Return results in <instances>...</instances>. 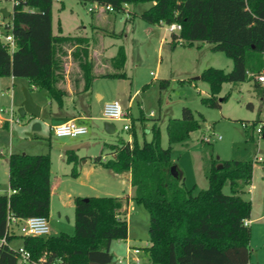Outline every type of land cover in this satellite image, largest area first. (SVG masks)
Listing matches in <instances>:
<instances>
[{
  "label": "trees",
  "instance_id": "16d2710c",
  "mask_svg": "<svg viewBox=\"0 0 264 264\" xmlns=\"http://www.w3.org/2000/svg\"><path fill=\"white\" fill-rule=\"evenodd\" d=\"M15 1L6 17L7 23L0 24V28L10 30L15 45L11 51L0 41V77L26 78L31 87L44 90L61 106L67 94L60 85L64 80L63 57L69 48L81 71L82 90H88L96 76L88 57L89 39L62 34L60 20L57 32H53V0ZM80 1L110 5L115 12L122 11L124 4L149 3L138 13L142 20L149 24L180 25L178 32H171V47L187 46L199 40L211 44L213 51L223 52L232 60L231 70L209 66L197 78L208 85V94L200 98L205 106L220 108L230 94L227 92L219 98L224 83L244 81L248 72L256 74L264 68V0ZM125 63L126 52L120 45L112 57L114 71L100 76L125 78ZM167 84V80L159 83L160 87ZM131 120L132 140L114 146L116 150L111 159L101 161L97 155L93 160L114 172L130 171L133 200L148 214L149 245L145 251L149 261L153 264H247L251 255V229L246 221L250 218L251 201L242 193L251 181L253 161L212 157L206 174L207 187L195 192L194 186L184 185L171 152L173 144L187 140L191 132L200 128L204 116L183 107L180 118L167 121L165 147L161 142L159 117L151 119L150 138H146L143 129L140 142L134 122L144 124L145 117L140 115ZM257 123V120L251 122L252 129ZM263 132L264 122L258 135L262 136ZM66 160L72 163L71 176L76 177L79 158L69 151ZM173 164L177 176L171 173ZM50 165L48 152H12L8 156L11 192L0 194V236L4 235L10 216H49ZM226 183L229 193L223 191ZM126 202L127 197L75 196L71 234L61 231L39 237L21 236L22 245L33 260L40 259L42 264H109L113 260L109 250L111 242L127 238L128 223L123 209ZM0 264H19L18 254L2 248Z\"/></svg>",
  "mask_w": 264,
  "mask_h": 264
},
{
  "label": "rangeland",
  "instance_id": "374dc122",
  "mask_svg": "<svg viewBox=\"0 0 264 264\" xmlns=\"http://www.w3.org/2000/svg\"><path fill=\"white\" fill-rule=\"evenodd\" d=\"M63 1V3H62ZM53 0L52 6V23L53 29L56 32L57 21L60 20L63 28L62 34L65 35H81L89 39L88 57L93 63V72L95 75L92 87L94 92L103 93V98L97 100L95 93L91 95V111L93 115L103 116L102 110L106 101L118 99L123 107L126 103V95L133 93L137 88L142 91L141 95L137 96V101L142 100L143 113L145 114V123L154 118L159 117V125L162 134V145L167 146L166 122L170 118H180L182 108L189 107L195 115L201 113L204 120L200 121V128L191 132L190 137L184 142L173 145L172 156L174 163L183 171L184 185L191 187L193 185V172L196 174V181L200 188H206L207 182L204 178V169L209 166L211 158L220 159H251L253 161L252 177L248 184L254 185V192L251 193L246 189L242 196L251 201V213L249 226L251 229L250 238V264H264V217L263 213V196H264V162L257 160L258 156L264 158V139L256 133V128L262 124L264 119V99L258 96L257 90L249 87L250 82L246 80L242 84V92L235 89L234 83H224L223 89L218 94L222 98L229 92L227 100L223 101L220 108H212L203 105L200 102L202 96L208 93L207 84L199 79L194 80L191 69L194 65L200 67H222L227 65L225 59L228 57L221 51H213L210 49L211 44L204 42L199 49L197 47L190 48L186 45L179 46L172 53L171 57L162 50V55L158 54V44L151 39L152 36L148 28L150 25L142 20L138 13L146 9L149 3H139L136 5H127L122 11H108L106 9L98 11H89L88 7L92 3H84L80 0ZM63 5V8L61 7ZM7 8L11 10V0H0V9ZM95 12H101L102 19L98 21ZM134 12L136 15L133 14ZM133 17L132 21H127ZM127 20H125V19ZM7 18H1L0 23H6ZM85 26V27H83ZM157 33L163 32V29L156 28ZM168 39H170V31H166ZM122 45L125 49L127 61L124 66L125 79H112L101 77L100 75L108 72H113L112 57L116 53L117 48ZM170 49V44L167 45ZM162 60L161 67H157V63ZM229 60V59H228ZM64 75H67L71 82V89L75 90L82 87L83 82L80 77L81 71L77 62L71 57L70 49L67 48V55L63 57ZM171 67V68H170ZM152 71L155 76L149 74ZM172 71V72H171ZM65 77V76H64ZM168 84L165 87H160L161 80H166ZM7 80V79H1ZM0 80V107L1 105L13 106V115L18 116V107L24 99L25 91H28L26 86L29 84L26 78L16 80V85L8 91ZM193 80V81H192ZM67 79L64 78L60 83L66 88ZM261 86V85H260ZM5 89V92L4 90ZM253 103V108L247 106V102ZM141 104V102H140ZM136 103L131 108L132 114L137 115ZM153 111L154 116H149ZM127 112V111H126ZM127 115L129 113L127 112ZM8 116V113H7ZM15 118V117H14ZM253 120L258 123L252 129L250 126ZM67 121V120H66ZM102 118L96 121L87 123L88 132L80 137H63L64 140H69L75 144L90 141L89 153L100 154V148L103 154L109 155L112 151L113 155L121 141L128 138L132 140L131 128L124 130L122 125L124 121H113L117 127L115 134H107L103 128ZM141 124L140 128L136 124L135 129L138 134L139 142L143 129L148 130V125ZM243 123H246L245 127ZM130 124L132 120L130 119ZM253 130V132H252ZM48 127L43 126L42 135H48ZM206 136L207 141H203L202 137ZM220 136V138L218 137ZM55 137L51 140L55 143ZM39 140V138L37 137ZM48 142L47 138L42 139ZM113 143V144H104ZM38 144L39 143L38 141ZM43 144V143H42ZM47 144V143H46ZM98 146V147H97ZM116 148V147H115ZM6 150V148L3 147ZM43 149V148H42ZM5 156H0V162L5 161ZM100 172H107L109 169H99ZM98 173V172H97ZM96 175V172L94 173ZM102 174L98 173L97 177ZM65 182L62 183V189L65 193H81L78 192L77 182L71 176H66ZM0 180L4 184L5 176L3 167L0 166ZM71 180V181H69ZM3 188V185H2ZM196 189V188H195ZM85 191V190H84ZM197 191V190H194ZM223 191L229 193V187L226 183L223 186ZM84 193V192H82ZM64 195V194H63ZM85 195H98V192L87 190ZM62 197V198H61ZM53 196L50 207V215L48 217L50 231L52 234H57L61 231L73 232V214L72 206H66L64 196ZM127 213V212H126ZM259 217V218H257ZM257 218V219H256ZM128 220L130 226L131 237L135 238L133 244L136 246L143 245V241L148 237V214L144 207L135 204L128 211ZM130 248V253H129ZM111 251L114 253V258H121L122 263L130 260L131 264H135L131 259L134 256L133 247H126L125 243L113 241ZM138 255L139 264H153L147 259L144 249ZM130 254V255H129ZM127 257V258H126Z\"/></svg>",
  "mask_w": 264,
  "mask_h": 264
},
{
  "label": "crops",
  "instance_id": "0c3cea01",
  "mask_svg": "<svg viewBox=\"0 0 264 264\" xmlns=\"http://www.w3.org/2000/svg\"><path fill=\"white\" fill-rule=\"evenodd\" d=\"M60 1H62V0H60ZM62 3H63V1H62ZM92 5H93V3H92ZM5 9L10 12V10H8L7 8H5ZM95 14H96L95 16L98 17L97 20L101 21V19H102L101 12H95ZM132 20H133V18H130L127 21H132ZM149 25H150V27L148 28V30L151 33V35H150V36H152L151 39H153L154 41L157 42L158 54H160V56L162 55L161 54L162 50H166V52L171 57L172 53L175 51L176 48H178L179 46H183L182 44H177V45H175V47H171V44H170L171 37H170V39H168V36L166 34V31H168V30L166 29L164 23L149 24ZM56 27H57V25H56ZM83 27H85V26H83ZM156 28H158L159 30L163 29V32H160V34H158ZM52 30L54 33L57 32V30L55 32L53 29V23H52ZM62 32H63V28H62ZM170 36H171V34H170ZM203 43H204V41L197 40V41H194L191 45H187V47H190V48L197 47V49H199V47H201V45ZM168 44H170V47L172 48V49H170V51H169V48L167 46ZM210 49H211V46H210ZM113 56H108V57L111 58ZM228 59L224 60L225 63L227 64V65H225L226 66L225 68H228L227 71L231 70L232 65H233L232 60L230 58H228ZM126 61H127V56H126ZM161 64H162V60H160V62L157 63V67H161ZM212 67H214V66H212ZM204 68H206V67H202V66L200 67V65L199 66L194 65V67L190 71L191 74H193V78L197 79ZM216 68L223 69L220 66L216 67ZM223 70H225V69H223ZM149 74H151L153 76L156 75L152 71H150ZM64 76H65L64 78L67 79L66 88L64 87L67 94L65 96H63L61 106H59L56 103V101L50 99L44 90L37 89L36 87H31L29 84L26 86V88L28 89L29 93L31 94L34 102L37 103L41 107V114H40L39 118H35L29 114H25L23 116V118H20V122H16L15 119L17 116L13 115L14 109H13L11 102L9 103L8 106L6 104L1 105V107H0V156H2V157L5 156L6 159L3 162V165H2V162H0V166L3 167L4 176H5L4 184H2V182L0 180V194H9L11 192V190L9 188V184H8V156L12 152H23V153H29V154L47 153L48 152L50 154V158H51V165H50V182H51V184H50V207H51V201L53 199V196L57 195V196L61 197V196L65 195L64 198L66 199V201H65L67 203L66 206H72L74 209L73 198L75 196H81V197L90 196V195H85V192H87V190H93L94 192H98V195H94V196H104L105 195V196L127 197V202H126V205L123 207V209H125V211L127 212L126 217L128 218V211L136 204L133 200L134 187L130 183V171L127 170V171H123V172H114V171L109 169L111 171L110 174H107V172H100L101 170H99V169H101V168L107 169V168L103 167L102 164H100V163L94 162V160H93V158L97 155L101 156V161H106L108 159H111L113 157L112 151L108 150L109 155L107 156V155L103 154V151L100 148V154L94 155V153H89L90 151L88 148L91 144L90 141L86 140L83 142V140H82L79 144H75L74 142H71L68 139L64 140L63 137H56L52 134L51 127L58 124V123L64 122L66 120H74L78 123H81V124H84L87 126L88 122L96 121L99 118H102V120H103V122H102L103 128H104L105 122H111L112 123V126H107V129L110 132H107L104 128L105 133L115 134L117 132V127L113 121L106 120L103 118V116L100 117L97 115H93V113L91 111V95L93 93H95L97 100L98 99L101 100L103 98V93L94 92L92 84H91V87L86 91H83L82 87H81V88H79L73 92L71 89V82H70L69 77L67 75H64ZM96 76H98V75H96ZM125 78H112V79H125ZM1 79H7V80L4 81ZM17 79H19V78H14L13 76L0 77L1 83L4 84L5 88H7L6 91H8L9 86L11 88H13L16 85ZM164 79L167 80L168 77H164ZM246 80H248L250 82L251 86H249V87H253L255 90H257L258 96H260V98L264 99V87L260 86L256 82V80L254 79L253 73L248 72V78ZM246 80L234 83V85L236 87H234V88L231 87V89H235L238 92H242V90H241L242 84L241 83H245ZM93 81H94V79H93ZM93 81H92V83H93ZM222 89H223V85H222ZM2 90H4V92H5V89H2ZM205 92L208 93V85H207V90ZM141 94H142V91L137 88L133 93H131L129 91V93L126 95L127 97H126L125 107H123V106L122 107L124 108L125 111H127L129 113V115H128L129 120L133 119V118H138L140 115H143L145 117V114L143 113L144 109H143V105H142V100L137 101V99H136L137 96L141 95ZM115 100H118V99H115ZM106 102H108V101H106ZM140 102H141V104H140ZM135 103H136V107H137L136 108L137 115L134 116L132 114L131 108L135 105ZM21 104H22V102L20 103L19 106H21ZM247 106L249 108H253V103L251 101H248ZM7 113H8V116H7ZM149 116H154L153 111L150 112ZM261 120H262V122H264V119H261ZM36 122L39 123V128L37 125L34 126V124ZM136 124H138V126L140 128L141 122L138 120H135L134 125L136 126ZM145 124L148 125L147 127H149V125H151V121H149ZM166 124H167V122H166ZM43 126L48 127V129H49L47 136L41 134ZM138 126H137L136 131L138 130ZM165 128H166V125H165ZM52 136L55 137L54 138L56 141L55 143H53V141L51 140ZM145 136L147 139L150 138V134L148 133V130H146ZM37 137L39 138V140L37 139ZM78 137H80V136H78ZM189 137H190V135H189ZM218 137L220 138V136H218ZM44 138H47L48 142H44V140H42ZM73 138H75V137H73ZM202 139H203V141L208 140V138L206 136H203ZM127 140L131 141L130 138H128ZM38 141L41 144H38ZM161 142H162V134H161ZM182 142H184V141H182ZM178 143H180V142H178ZM178 143H175V144H178ZM104 144H113V143H104ZM173 145H172V149H173ZM3 147L6 148V150L3 149ZM69 151L74 152L76 154V156L79 158L77 165H76V168L78 171V175L76 177L71 176L70 172H71V168H72V163H68L66 160V155H67V152H69ZM171 156H172V152H171ZM257 160L260 162H264V158L262 156H258ZM172 161L174 162L173 159H172ZM179 170L183 174V171L181 169H179ZM207 170H208V166L204 169L203 175H204L205 181L208 184L207 177H206ZM263 171H264V167H263ZM95 172H96V175H94ZM97 172L102 174V175L97 177V175H98ZM66 176H71L75 179V182L78 183L76 188L79 189L78 192H81V193H73V192H76L75 190L72 193L71 192L65 193V191L61 190L62 189V183L65 182V179H67V178H65ZM193 176L194 177L192 180L194 183L192 186H194V190L198 191L202 188H200V186H198V183H197L196 178H195L196 177L195 172H193ZM69 181H71V180H69ZM2 185H3V188H2ZM191 187H187V188H191ZM246 189L249 191V193H251L250 198H252V192H254L253 191L254 185H250L249 187H248V185H246L244 187L243 191L245 192ZM82 192H84V193H82ZM263 208H264V196H263ZM49 215H50V210H49ZM261 216H263V213ZM48 217H47V219H48ZM257 218H259V217H257ZM252 220H255V219H248L247 223L249 224L250 221H252ZM127 223H128V220H127ZM73 228H74V214H73ZM9 236H11V239L9 240L10 247L16 248V247L22 246V238H21V235L18 233L16 226L12 227L11 234ZM134 240H135V238L131 237L130 226L128 223L127 238L118 239L116 241L125 243L126 247H133L132 251H133L134 256L129 258V259H131L135 264H139L138 255L141 253L140 248L144 249V252L147 255V253L145 251V247L149 245V241H148V237H146L143 241V245L136 246L133 244ZM113 241H115V240H113ZM112 242H111V244H112ZM110 248H111V245H110ZM135 249H138L139 251L135 252L134 251ZM109 250H110V253L113 255V260L109 264H121L122 263L121 258H119L117 260L116 258H114L115 255L111 251V249H109ZM129 253H130V248H129ZM147 259H148V256H147ZM148 261H149V259H148ZM126 264H131L130 260L129 261L127 260ZM247 264H250V263L248 262Z\"/></svg>",
  "mask_w": 264,
  "mask_h": 264
},
{
  "label": "built area",
  "instance_id": "2783aa9c",
  "mask_svg": "<svg viewBox=\"0 0 264 264\" xmlns=\"http://www.w3.org/2000/svg\"><path fill=\"white\" fill-rule=\"evenodd\" d=\"M12 1V6L16 2ZM124 7L127 4L123 5ZM106 9L108 11H114V9L110 5H99L97 3H93L92 6L88 7L89 11H97ZM1 10V9H0ZM12 12V8L10 13ZM3 19L2 13L0 11V19ZM7 23V22H6ZM6 23H0L2 26ZM165 27L170 32H178L180 30V25L177 23L165 24ZM0 41L9 46L10 50H14V40L13 36L10 33V30H5L3 27L0 28ZM181 42V40L179 41ZM262 59L264 61V51L262 52ZM254 79L258 82L262 87H264V68L256 74H253ZM103 118L109 121H124L122 128L124 130H129L131 124L128 119L127 112L122 107L121 103L118 100H112L106 102L103 106L102 110ZM16 122H20V117L17 116L15 119ZM52 134L56 137H78L85 135L88 132V128L86 125L78 123L74 120H67L61 123H58L51 127ZM256 132L259 134L261 132V125L256 128ZM263 217H264V208H263ZM247 223V221H246ZM13 226L17 227L18 233L21 236H47L51 233L50 225L47 217L45 216H29L25 218H17L10 216L7 220V226L5 229V233L3 236H0V250L4 247L12 249L14 252L18 254L19 264H42L41 260H33L31 257V253L24 248V246H19L16 248H12L9 245L8 236L11 234V229ZM138 252V249L134 250Z\"/></svg>",
  "mask_w": 264,
  "mask_h": 264
},
{
  "label": "water",
  "instance_id": "95a60500",
  "mask_svg": "<svg viewBox=\"0 0 264 264\" xmlns=\"http://www.w3.org/2000/svg\"><path fill=\"white\" fill-rule=\"evenodd\" d=\"M1 13H2V16L4 18L8 17L10 15V12L7 11L5 8H2L1 10ZM18 114L20 116H24L25 114H29L31 115L32 117H35V118H39L40 117V114H41V107L34 102L31 94L29 93V91H25V94H24V99L22 101V104L20 107H18V110H17ZM37 125L38 128H39V123H35L34 126ZM33 126V127H34ZM107 126H112V123L111 122H105L104 123V128L107 132H110L108 129H107ZM264 137V132H263V135ZM171 173L173 176H177V170H176V165L173 164L171 166ZM92 264H99V263H92Z\"/></svg>",
  "mask_w": 264,
  "mask_h": 264
}]
</instances>
